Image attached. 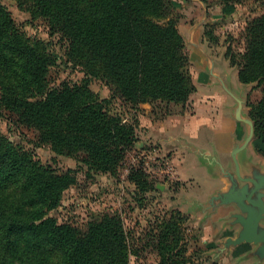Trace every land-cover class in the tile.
I'll return each instance as SVG.
<instances>
[{"label": "trees", "instance_id": "1", "mask_svg": "<svg viewBox=\"0 0 264 264\" xmlns=\"http://www.w3.org/2000/svg\"><path fill=\"white\" fill-rule=\"evenodd\" d=\"M232 1L220 0L225 5ZM17 2L32 19L46 21L51 35L66 40L67 60L84 77L50 85L48 73L56 58L45 41L30 42L0 3V108L34 129L39 144L79 157L88 170L115 173L137 138L133 125L111 112V100L99 99L87 78H100L111 97L134 106L158 100L184 103L194 92L172 0ZM241 34L243 49L227 37L225 57L237 66L242 83L262 85L248 106L254 133L264 144V12L247 20ZM204 38L210 44L220 41L212 25L204 29ZM260 152L264 155V149ZM130 178L145 183L139 170H132ZM74 182L73 171L42 163L0 134V264L126 263L131 242L119 214L93 215L84 227L49 215ZM178 220L179 212L163 218L159 233L146 242H153L160 264L185 263L178 259Z\"/></svg>", "mask_w": 264, "mask_h": 264}, {"label": "rangeland", "instance_id": "2", "mask_svg": "<svg viewBox=\"0 0 264 264\" xmlns=\"http://www.w3.org/2000/svg\"><path fill=\"white\" fill-rule=\"evenodd\" d=\"M199 1L206 4L208 17L199 29L192 31L191 24H195V19H200L203 9L192 0H172L174 12L179 15L181 32L188 39L193 32L197 31L196 38L201 33L202 39L212 51L222 49L224 55L226 38L231 36L236 49L242 50L244 40L241 33L246 21L264 12V0H233L227 5L220 0ZM0 3L7 8L16 26L30 42L45 41L48 51L56 58L48 73L50 85H56L62 80L80 81L84 77L83 71L67 60L66 40L58 34L51 35L46 21L42 18L32 19L30 13L18 5L17 0H0ZM195 7V14L191 17L189 11ZM207 25L215 28L220 38L219 44H210L204 38ZM191 67L193 72L190 67L189 71L194 83L193 75L196 71L194 66ZM87 80L89 88L99 99L111 100V112L120 114L124 121L134 127L137 139L113 174L88 170L79 157L57 154L50 146L39 144L34 129L19 124L15 114L0 108V134H5L14 143L31 150L42 163L50 164L59 171L74 172L75 182L63 191L59 204L49 211V215L58 221H69L84 227L93 215L106 212L119 214L131 242L125 264H160V256L153 242L147 245L146 242L152 234L159 233L158 224L163 218L179 212L181 220H178L180 231L177 238L180 242L177 243L181 252L178 259L184 264H221L218 239L226 233L236 234L240 228L239 223L252 217L247 210V207L252 206L251 202L248 204L245 196L243 206H233L231 211L214 218L216 222L212 225V217L218 211L212 208V195L207 192L209 188L196 185L194 179H186L185 182L178 180L170 157L160 150L147 128V125L174 122V115L191 109L190 103L186 105L188 100L184 103L158 100L134 106L118 97H111L110 88L100 78L89 77ZM249 86V101L256 100L262 85L249 83ZM132 170H139L143 174L144 184L130 178ZM232 198L228 193L229 202ZM210 237H214L212 242H208ZM153 241L156 243V239Z\"/></svg>", "mask_w": 264, "mask_h": 264}, {"label": "crops", "instance_id": "3", "mask_svg": "<svg viewBox=\"0 0 264 264\" xmlns=\"http://www.w3.org/2000/svg\"><path fill=\"white\" fill-rule=\"evenodd\" d=\"M192 1L203 9L200 19L191 24L193 31L205 23L208 9L204 2ZM196 8L189 11L191 17ZM178 28L196 71L195 90L186 104L191 109L174 115L171 124L147 125L149 135L170 157L178 180L194 179L196 185L209 188L212 208L218 211L212 225L233 206H243L245 196L251 202L247 210L252 217L239 223L236 234L218 239L221 264H264V155L260 152L264 144L249 119L250 86L239 80L237 66L230 64L222 49L212 51L201 33L196 38L197 31L193 32L188 39L179 24ZM228 193L233 196L230 202Z\"/></svg>", "mask_w": 264, "mask_h": 264}, {"label": "water", "instance_id": "4", "mask_svg": "<svg viewBox=\"0 0 264 264\" xmlns=\"http://www.w3.org/2000/svg\"><path fill=\"white\" fill-rule=\"evenodd\" d=\"M251 120V118H249ZM252 121V120H251Z\"/></svg>", "mask_w": 264, "mask_h": 264}]
</instances>
